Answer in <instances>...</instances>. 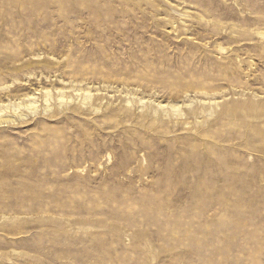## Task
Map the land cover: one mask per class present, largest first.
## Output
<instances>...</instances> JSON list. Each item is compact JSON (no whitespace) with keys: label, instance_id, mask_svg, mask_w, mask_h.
<instances>
[{"label":"rangeland","instance_id":"obj_1","mask_svg":"<svg viewBox=\"0 0 264 264\" xmlns=\"http://www.w3.org/2000/svg\"><path fill=\"white\" fill-rule=\"evenodd\" d=\"M0 264H264V0H0Z\"/></svg>","mask_w":264,"mask_h":264}]
</instances>
